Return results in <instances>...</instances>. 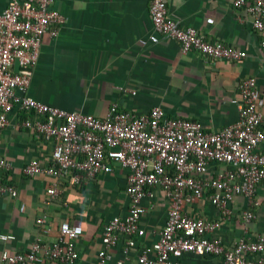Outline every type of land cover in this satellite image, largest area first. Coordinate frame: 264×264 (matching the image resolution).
Segmentation results:
<instances>
[{"label": "crops", "instance_id": "obj_1", "mask_svg": "<svg viewBox=\"0 0 264 264\" xmlns=\"http://www.w3.org/2000/svg\"><path fill=\"white\" fill-rule=\"evenodd\" d=\"M9 0H0V12ZM151 0H55L53 6L64 16L58 34H44L38 59L31 68L27 94L41 102L68 111L103 117L111 103L134 114L160 107L167 116L199 121L205 131H216L238 118V84L247 77L256 79L264 97V34L254 29L245 8H235L232 0H166L168 15L181 26H192L206 40L222 41L246 52L240 60H211L197 51L183 52L177 41L159 37L148 41L153 32L149 11ZM140 40H146L145 44ZM33 113L16 108L8 124L0 128V156L10 163L0 172L4 183L16 189V196L0 193V252L27 250L40 238L56 239L62 221L82 227L75 246L79 258L74 264H96L101 247V232L113 215L124 216L129 198L125 191L127 171L118 165L82 185L63 181L60 193L50 196L47 188L56 176L23 173L31 159L53 166L52 142L33 128L22 125ZM222 165H211L210 172ZM154 205L141 217L144 234L134 237L135 244L124 252V238L109 248L108 264H140L143 247L158 239L167 214L168 202L155 189ZM205 196L185 205L191 217L217 220L214 234L226 246L240 237L255 238L264 232V183L257 186L258 205L243 195H234L229 213L222 214ZM143 204H149L145 198ZM22 206V208H21ZM254 217L243 221V211ZM42 217L48 231L36 223ZM152 254V252H151ZM184 264H221L215 255L184 253ZM46 264H65L47 259ZM0 264H7L0 261Z\"/></svg>", "mask_w": 264, "mask_h": 264}, {"label": "built area", "instance_id": "obj_2", "mask_svg": "<svg viewBox=\"0 0 264 264\" xmlns=\"http://www.w3.org/2000/svg\"><path fill=\"white\" fill-rule=\"evenodd\" d=\"M54 1L9 0L0 12V128L8 124V115L16 108L33 113V118L22 125L52 142L53 166L31 159L23 173L30 177L56 176L46 191L56 196L63 181L80 186L99 174L111 173L114 165L127 171V212L111 216L103 226L96 264H108V250L121 237L127 253L135 244L134 237L144 234L141 217L153 207L155 189H160L168 202L166 220L152 246L141 249L140 264H184L180 260L184 253L219 256L221 264H264V232L252 239L240 237L229 247L214 234L219 227L217 220L184 212L185 205L206 192L222 214L229 213L228 203L234 195L259 204L255 194L257 186L264 183V97L256 79L247 77L238 84L239 97L233 99L238 118L216 131H205L197 120L167 116L158 106L137 115L113 102L103 117H97L41 102L29 96L27 90L43 35L55 37L64 22ZM232 6L245 8L254 29L264 34V0H232ZM149 11L151 43L167 37L177 41L183 52L197 51L211 60H240L246 56L242 49L206 40L196 28L181 26L169 17L166 0H151ZM260 46L264 51V37ZM211 165L223 168L211 173ZM10 167L0 156V172ZM0 193L17 194L1 178ZM145 198L149 200L147 205L143 204ZM242 216L247 223L254 213L245 210ZM36 223L43 232L48 231L42 217ZM82 232L80 225L62 221L55 240L43 242L36 238L27 250L14 254L3 250L0 261L46 264L50 259L74 264L79 258L75 242ZM0 238L13 236L2 234Z\"/></svg>", "mask_w": 264, "mask_h": 264}]
</instances>
